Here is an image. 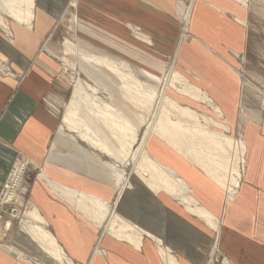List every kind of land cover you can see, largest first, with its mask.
Returning a JSON list of instances; mask_svg holds the SVG:
<instances>
[{"label": "crops", "instance_id": "1", "mask_svg": "<svg viewBox=\"0 0 264 264\" xmlns=\"http://www.w3.org/2000/svg\"><path fill=\"white\" fill-rule=\"evenodd\" d=\"M17 1L25 8L24 18L17 19L8 13L14 20L9 19L8 26L0 23V59L22 73L19 79L13 74H0V186L17 153L24 154L37 163L44 160L39 169L53 180L96 196V193H99L103 197L99 198L108 202H111L110 198L115 199L112 202L115 211L142 231L140 243L135 245L127 239L98 229L89 248L84 249V257L76 256L88 264H167L156 240H160L162 246L166 247L165 250L176 255L175 258L180 264H208L210 260L208 258L207 261L205 249L214 246L217 239L219 251L230 263L264 264V78L261 84L250 85L251 79L245 74L248 64L247 16L251 0H186L180 9L181 19L174 21L173 17H177L172 11L173 0L76 1L81 17L97 32L131 51L146 52L151 57L158 54L163 61L167 57L156 51L157 47L153 44L145 16L149 20L153 18V21L168 30L177 28V33V26L181 23L183 32L187 31L189 35L186 34L175 47L177 67L191 83L207 94L214 106L218 107L223 128L238 130L240 133L238 137H228L243 142L241 178L235 189L229 192L228 186L224 188L213 180L187 151L188 145L194 141L186 144L184 142V145L176 138L170 137L179 143L186 153L184 154L163 135L150 130L144 139V148L148 155L160 163L168 173L177 179L181 178L187 186L177 192L161 186L154 189L139 174L132 171L125 185L117 184L122 187L118 196H115L113 188L109 189L102 182L80 178L73 167L57 160L54 162V158L49 156L45 157L57 137L59 113L55 103L58 96L66 97V94L59 86L61 84L55 56L44 48V44H47L46 36L55 23L59 7H63L66 0H30L25 3ZM45 1L47 7H44ZM176 2L175 7L178 8L179 4ZM35 3L38 8H34ZM1 4L3 0H0ZM36 9H39L37 25L30 23ZM118 10L127 12V16L120 14ZM186 10L188 11L185 21ZM7 30L12 34V38H7ZM138 31L150 39L149 45L139 39ZM112 45L106 44L110 48ZM116 46L120 45L116 44L114 47ZM174 46L172 45L173 48ZM81 47L78 53L82 60L92 65H102L119 79L118 84L112 83L117 87L118 94L112 93L104 84L95 82L103 90V94L99 93L101 99L107 95L108 102L119 108L136 125L135 117L141 115L139 110L144 107L131 99L123 80L113 68L91 57L87 58L82 53L109 58L115 63L126 65L131 71L130 66L122 59L117 61L109 55ZM141 65L143 69L146 66L155 69L149 65ZM162 68L163 64L155 70L161 71ZM146 72L149 73L147 70ZM103 77L110 78L106 74ZM179 94L183 95L181 97L188 96ZM113 97L124 109L109 101ZM62 118L63 112L58 130L72 138L73 142L83 144L105 166L101 168L102 171L113 169L82 139L69 134L63 126ZM96 120L95 123L100 129L105 127L99 119ZM205 142L213 144L216 153L219 151L213 140L208 139ZM228 148V155H222L232 157L234 150ZM225 191L228 194H225ZM30 193L29 190L28 197ZM184 196H190L191 206L203 207L214 225L193 213L185 205L187 201H183ZM49 202L47 199L48 204ZM66 207L68 210L66 208L65 217L60 219L63 226L64 223L67 226L69 223L66 222L70 220L77 230L80 225L86 226L84 217L81 224L77 221L78 224L75 225V212L71 207ZM52 210L50 225L54 228L53 222L58 220V211L55 208ZM77 230L73 231V234H78L76 236H81L79 240L84 241V231ZM12 242L13 240L6 250L0 248V264H40L17 254ZM97 244L100 247L98 251L95 250ZM212 251L211 248V254Z\"/></svg>", "mask_w": 264, "mask_h": 264}, {"label": "bare ground", "instance_id": "2", "mask_svg": "<svg viewBox=\"0 0 264 264\" xmlns=\"http://www.w3.org/2000/svg\"><path fill=\"white\" fill-rule=\"evenodd\" d=\"M20 1L25 3L30 0ZM244 2H246V0ZM3 11H6L17 19H23L25 8L17 0H3V4L0 5V23L4 24L7 23V21L3 17ZM118 11L120 14L127 16V12L123 10ZM187 11L188 10H186L185 21L187 19ZM137 34L145 45L150 44V39H148L146 35L140 33V31H138ZM144 50L150 51L148 48H144ZM82 55L87 58L91 57L113 68L115 73L123 80L131 99L151 112L150 119L145 121L143 131L139 133L125 113L109 103L106 97V99H101L99 93L103 94V90L98 85H90L87 83L84 87L76 75L71 77L73 91L68 102L65 103V110L62 118L63 126L69 131V134L82 139L99 155H105L113 168L119 167L116 178L118 185H125L129 173L134 171L154 189L155 187L161 186L177 192L187 186L181 181V178L177 179V177L168 173L160 163L151 158L144 148L146 134L152 130L163 135L178 151L186 154L179 143L173 141L170 138L172 136L166 133L167 126H169L191 136L198 138L204 137L203 143L206 139L213 140V142L216 143L215 145H217L216 149L222 148L223 152L227 150L226 148L229 145L230 148L233 149L232 144H234L235 152L237 151L240 154L238 158L236 155L233 157H225V155H222L223 153H218V151L216 153L214 146H212L213 144L206 142L204 144H199V142L196 141L198 142V144H196L190 140L192 143L188 145V148L186 146V148L198 165L202 167L204 172L213 180L223 187L228 186L229 192L235 189V186L240 181L242 173L243 142L234 140L222 133L220 134L214 131L215 129L213 128L212 130L199 124H191L192 121H189V123L185 120L187 117L185 119L183 117H197L198 112L191 106L179 103L164 93L165 87L169 86L179 93L188 95L190 98L211 102L204 91L188 81V79L178 71L174 70L171 65L169 66L168 72L166 71L167 73H164L167 64H163L161 71L147 66L145 67V71L147 70L149 74L161 82V87L157 89L150 84L147 85L144 84L143 81L141 82L138 80L124 64L115 63L105 57L91 56L86 53H82ZM214 107L215 110L219 112L218 107ZM93 117L99 119L103 123L105 126L104 130L112 136L116 145L107 141L99 134V132L103 133L104 130L102 131V129L97 126L95 123L97 120H94ZM205 117L207 120L209 119L216 122L212 117ZM183 141L185 142L186 140L183 139ZM222 142L225 143L223 144ZM225 144L226 146L224 147ZM26 165L27 164L21 166L20 170H17L18 172L14 170L12 174L9 173L10 176L15 177L14 182L21 180L22 170L26 168ZM37 171L42 179L45 178L46 181L49 182V185L52 187L50 190L55 192L58 198L60 197V199L64 200L68 205L73 204L76 207L78 215L84 216L86 219V226L80 225L78 226V230L80 232L84 231L85 240H79L81 236H76L78 235L76 233L73 234V231L75 232L77 228L72 226L71 223L69 224V232H65V226L61 224L62 222L60 219L65 217L67 210L65 208L60 209L55 205L47 207L46 194L42 190L35 189L37 191L29 200L30 205L17 213L21 221L12 242V246L17 254L30 258L40 264H88V262H83V260L76 258V256L84 257L85 250L89 248L90 243L95 237V232L98 229H102L108 234L118 238L127 239L135 245L140 243L142 231L121 217L120 214L115 211V205L113 203L109 204L93 193L53 180L47 177L42 172L41 168L37 169ZM9 180V182L7 181L9 184L7 183L6 185L8 189L10 188L11 178ZM13 187L14 185L12 188ZM12 188L11 191L8 190L7 197L12 196ZM178 194L180 193L178 192ZM186 196H184L183 200L187 201L185 205L193 213L199 215V218L202 217V219L214 225L206 210L199 205L191 206L190 202L192 199L190 196ZM54 208L58 211V220H54L53 224L55 225L54 228H52L50 227V220L51 214L53 213L52 209ZM91 221H94L96 224ZM70 222H72V220H70ZM10 226L11 221L9 220L6 223V228ZM78 230L77 232H79ZM148 234L152 237L150 233ZM156 242L167 264H180L175 258L176 255L174 256L173 253L165 250L166 247L164 248L162 246L160 240H156ZM99 248L98 244L95 245L96 251H98Z\"/></svg>", "mask_w": 264, "mask_h": 264}, {"label": "rangeland", "instance_id": "3", "mask_svg": "<svg viewBox=\"0 0 264 264\" xmlns=\"http://www.w3.org/2000/svg\"><path fill=\"white\" fill-rule=\"evenodd\" d=\"M76 1L77 0H66L63 2V7H59V13L57 15V18L54 20L55 23L51 28L49 35L46 36L47 40L45 41H47V44H44V48H46L55 56L54 58L57 61L58 75L60 77L59 81L61 84L59 86H61V89H64L66 94V97H63L64 95H62V97L58 96V99L55 103V107L57 109V112L59 113L58 127L61 123L60 120L62 112H64L65 110V103L68 102L73 91V85L70 81L71 76L77 75L84 87L87 83H89L90 85H94L95 82H99L101 84H104L112 93L118 94L117 87H115L112 83L115 82L116 84H118L119 79H117V77L113 75L110 70L103 67L102 65H92L82 60L80 54L78 53V50L81 46L94 50L98 54L109 55L117 61L120 59L126 61L127 64L130 66L131 72L135 74L138 80H140L141 82L143 81L144 84H150L156 87L157 89L161 87V82L155 79L151 74L147 73L143 69V66L141 64L152 66L155 69H159L162 64H167V67L165 66L164 73L168 72L169 66L171 65L174 70L178 71L181 75H183L177 67L175 54L176 45L180 43L187 34V31L183 32V25H181V23H179V26H177V33V28H170L171 30H168L153 21V18L149 20L145 16V23L149 26V33L153 40V44L157 47L156 51L161 56L167 57L165 61H163V59H161L158 54L151 57V55L146 52L137 53L131 51L124 45L115 42L97 32L95 29H93V26H90V24H88V22L86 23V21L81 17L80 10L76 4ZM185 1L186 0H173L174 10L172 9V11L177 17H173V21L175 19H181L182 11L180 9L183 8V6L185 5ZM175 2L179 4L178 8H176L177 6L175 5ZM45 6L47 7L46 1L44 7ZM38 7L39 6H37V3H35L34 8ZM38 10L39 9H36L34 11V18L30 19L31 24H39ZM248 10V46L246 51L248 64L245 68V74L251 79V82H249L250 85H253L252 83H255V85H257V83L261 84V81L264 78V0H251ZM3 17L6 19L7 22L9 21V19L14 20L10 15H8L6 11H3ZM19 22L23 25H27L22 21ZM4 25L8 26V23H4ZM7 32V38H12V34L8 30ZM188 35L189 34H187V36ZM109 43L113 44L112 48L106 46V44ZM116 44H119L120 46H116L115 48L114 46ZM172 45H175L174 48L172 47ZM70 64H73V67ZM0 65V74H13L14 76H16V78L18 77V79L22 77V73L17 72V70H15L13 66L9 65L5 60L0 59ZM104 74L108 75V77H110L111 79H103ZM140 81L139 83L141 84ZM244 86L246 87L247 84ZM164 93L167 96L175 99L179 103L190 105L198 112L197 117H183L184 119L187 117V119H185L186 121H194L195 123L201 121L202 123L200 122V125L209 129L213 128L215 129L214 131L219 132L220 134L222 133L223 135L231 137L239 136L238 134L240 133H238V130L230 131L223 128L224 126L222 124V121L219 119L220 113L215 110V107L212 102L206 100L201 101L190 98L188 96L181 97L183 95H180L176 90H174V88L169 86L165 87ZM105 97L107 98L105 99L108 101L109 97L107 95ZM109 101H113L118 106L120 105L114 97ZM120 108L124 109L122 105H120ZM139 111L141 115L138 116L139 120L135 117L136 125L134 126L138 130V132L141 133L143 131L145 121H147L151 117V112L150 110H146L144 108H141ZM171 111L175 112L174 110ZM205 116L212 117L214 120H216V122H213L209 119L207 120ZM93 119L96 120L94 117ZM194 122L192 124H194ZM58 127L56 132V140L52 143L51 148L49 149V154H47L45 157L49 156L51 158H54V162H56L57 160V162L59 163H63L65 165L73 167L80 178H89L91 181L102 182L104 185L108 186L109 189L113 188L115 196H118L122 188L118 186L117 183H115V181L117 182L116 178L117 171H119V167H116L117 169L108 168L106 169V172L102 171L101 168L105 167L102 162H100L92 153H90V151H88V149H86L83 144H80L77 141L73 142L72 138L68 137L63 132H60L58 130ZM167 127L168 128L166 129V133L171 134L172 137L176 138V140L181 143L184 142L183 139H185L186 141L188 140L187 142H190V140H194V142L198 141L199 144L203 143L204 137L198 138L183 133L177 129H173L169 126ZM103 130L104 128H102V131ZM103 133L99 132V134L102 135L107 141L116 145V142L113 140L112 136L106 132V130H104ZM207 140L208 139H206V141ZM198 142L196 143L198 144ZM225 146L226 145H224V147ZM232 146L234 149V144H232ZM228 147H230V145ZM228 147L225 152H223V149L220 148L218 153L228 155L226 154L228 153ZM233 152V156L236 155L237 158L240 156L237 151L235 152V149ZM231 153L232 151H230V155ZM100 156L108 165L111 166V164H109L108 162V158L105 155ZM91 160L93 162H91ZM43 163L44 160H41V162L37 163L30 157L24 156V154L17 155L16 153L13 157V161L10 164L11 166L9 171L7 170L6 172V175L0 186V248H3L4 250H6L7 244H10V242L15 237L14 235L16 234L17 228L19 227V223L21 220L19 219V216H17V213H19L21 210H24L25 207L30 205L29 200L31 196L37 191L35 189L42 190L47 195V199L50 200L49 204H46L47 207H51L52 205L58 206V208L60 209H66V206L71 207L72 210H74L75 212V225L78 224L77 221L79 223L83 222L84 216L78 215V213L76 212V207L73 204H70V206L64 200L60 199V197L58 198L57 194L50 190V188L52 189V187L51 185H49V182H47L45 178H41L37 169H39V167L42 166ZM25 164L27 165L26 168L22 170L23 172L21 174V180H19L18 182H14V176L12 177L9 175L8 177L9 173L12 174L14 170L18 172L17 170H20L21 166ZM6 176L8 179L6 178ZM10 178L11 183L10 188L8 189L6 185L10 181ZM13 185L14 187L12 188ZM30 185L32 186L30 187ZM11 188L12 196L9 195L10 197H7V193L9 192L8 190L11 191ZM224 188H226V186H224ZM29 190L31 192L30 197H28ZM226 193L228 194V192L225 191V194ZM96 194L98 197L103 198L99 193ZM114 200L115 199L111 200L110 198L111 202L107 201V203L112 204ZM51 201L55 202L52 203ZM51 215H53V213ZM8 219L12 222L9 229L5 228V224ZM91 222L96 224L94 221ZM66 223L70 224V221H67ZM69 224L67 226L64 225L66 233L69 232ZM71 225L74 226L73 223H71ZM216 234L217 233L215 232V237ZM215 237L214 239H216ZM211 248L213 249L212 254L210 253ZM205 253L207 255V261L210 260L208 264H232L226 258H224V256H222L221 252L219 251L218 239L215 242L214 246L211 245L209 246V248L205 249Z\"/></svg>", "mask_w": 264, "mask_h": 264}]
</instances>
